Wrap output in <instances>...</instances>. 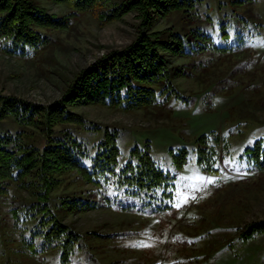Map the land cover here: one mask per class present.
<instances>
[{"label":"rangeland","instance_id":"1","mask_svg":"<svg viewBox=\"0 0 264 264\" xmlns=\"http://www.w3.org/2000/svg\"><path fill=\"white\" fill-rule=\"evenodd\" d=\"M36 1L56 14L70 10L63 2ZM216 1L205 0L200 9L211 10ZM248 9L246 14L252 19L261 17L262 25L257 29L248 26L251 34L234 51H206L193 58L169 56L172 64L188 66L190 75L176 76L175 81L192 102L169 99L162 106L129 110L98 103L70 105L100 128L66 123L56 126V131L67 129L91 145L101 138L106 126L115 127L119 160H126L130 146L146 142L155 162L174 176V187L171 201L157 197L144 207L132 197L134 210H128L102 203L96 187L77 173L63 174L48 205L55 208L62 222L81 234L79 248L64 264H264V232L247 240L239 236L247 222L264 218V170H248L246 163H240L243 146L264 136V0H256ZM138 20L136 11H129L100 25L91 11H85L72 17L70 27L45 29L54 41L36 58L0 50V92L40 103L58 98L66 76L91 64L107 49L129 43ZM171 22L160 18L157 27ZM181 23L178 21L177 28ZM0 127L15 130L19 125L5 118ZM210 130L222 133L230 142L219 149L217 172L201 170L195 162V139ZM181 146L187 150L186 161L177 168L168 149ZM73 191L75 196H92L96 206L63 208L61 197ZM32 197L28 190L14 185L6 196L0 195V264H63L58 249L32 254L22 245L21 228L13 224L11 208L21 210ZM167 202L169 206L158 207ZM32 222H22L25 231Z\"/></svg>","mask_w":264,"mask_h":264},{"label":"trees","instance_id":"2","mask_svg":"<svg viewBox=\"0 0 264 264\" xmlns=\"http://www.w3.org/2000/svg\"><path fill=\"white\" fill-rule=\"evenodd\" d=\"M55 1L65 3L70 10L56 14L36 0H0V50L11 56L36 58L54 41L45 29L70 27L72 17L85 11H91L100 25L120 19L129 11H136L139 17L131 41L122 47L107 49L91 64L66 76L58 98L40 103L0 92V120L11 118L19 125L15 130L0 127V195L6 196L12 185L29 191L33 197L22 204L21 210L11 208L13 224L21 228L22 245L32 254L58 249L64 264L79 248L81 234L62 222L55 208L48 205L63 174L77 173L78 178L96 187L95 194L100 193L102 203L128 210H134L129 200L132 197L138 198L144 207V203H151L157 197L171 201L174 187V176L155 162L146 142L133 144L126 160H119L121 151L115 127L106 126L101 138L91 145L72 131L64 128L56 131V126L66 123L100 128L70 105L98 103L129 110L162 106L169 99L190 103V96L175 81L176 76L190 75L186 71L188 66L172 64L169 56L193 58L206 51L232 52L247 41L251 34L247 27L253 25L257 29L262 22L261 17L252 19L246 14L256 0H219L211 9L215 12L200 9L205 0ZM160 18L174 22L157 27ZM178 21L182 22L179 28ZM228 146L229 140L216 130L197 136L194 150L199 169L217 172L215 160L219 149ZM168 150L174 166L183 167L186 148ZM242 162L248 170H264V136L243 146ZM76 194L73 191L61 197V206L71 210L96 206L92 196L85 194L83 198V194ZM169 205L167 202L158 207ZM32 220L25 231L22 222ZM260 232H264V218L247 222L239 236L247 240Z\"/></svg>","mask_w":264,"mask_h":264}]
</instances>
